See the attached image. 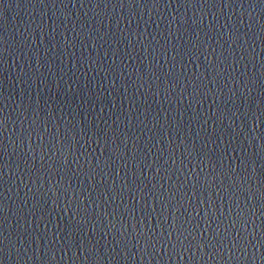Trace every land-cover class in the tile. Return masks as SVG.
<instances>
[{"label":"water","instance_id":"95a60500","mask_svg":"<svg viewBox=\"0 0 264 264\" xmlns=\"http://www.w3.org/2000/svg\"><path fill=\"white\" fill-rule=\"evenodd\" d=\"M0 264H34L17 188L1 133Z\"/></svg>","mask_w":264,"mask_h":264}]
</instances>
